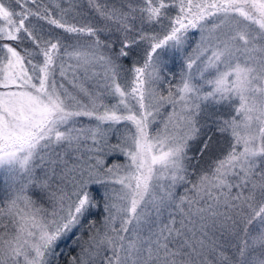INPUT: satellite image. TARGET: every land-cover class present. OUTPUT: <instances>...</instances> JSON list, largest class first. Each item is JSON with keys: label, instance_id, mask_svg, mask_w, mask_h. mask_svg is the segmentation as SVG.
<instances>
[{"label": "snow or ice", "instance_id": "snow-or-ice-1", "mask_svg": "<svg viewBox=\"0 0 264 264\" xmlns=\"http://www.w3.org/2000/svg\"><path fill=\"white\" fill-rule=\"evenodd\" d=\"M0 264H264V0H0Z\"/></svg>", "mask_w": 264, "mask_h": 264}]
</instances>
